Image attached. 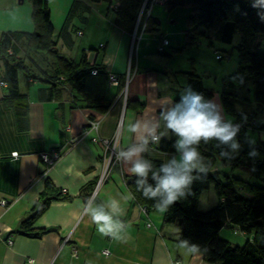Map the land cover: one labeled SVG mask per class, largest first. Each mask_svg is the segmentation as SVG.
<instances>
[{
  "label": "crops",
  "instance_id": "1",
  "mask_svg": "<svg viewBox=\"0 0 264 264\" xmlns=\"http://www.w3.org/2000/svg\"><path fill=\"white\" fill-rule=\"evenodd\" d=\"M75 1L81 4L66 24ZM47 3L58 52L74 60L85 53L88 65H101L103 72L83 76L79 89L70 82L53 87L20 72L17 98L8 97L6 87L0 84V201H8L5 206L0 204V264H173L174 260L210 264L199 252L185 254L177 247L180 227L176 223H163L162 214L154 208L143 211L134 199L124 205L125 214L120 217L130 225L127 243L102 237L90 217L82 216L86 194L88 199L96 191V203L100 204L130 192L125 180L132 177L129 165L113 158L108 163L109 151L102 140L118 138L116 151L137 143L138 135L126 130L127 123L158 120L159 102L165 98L175 102L185 88L170 80L167 71L179 70L156 58L146 31L130 34L116 26L105 2ZM31 14L29 0H0V36L4 32H32ZM76 17L78 26H74ZM23 44L19 41L17 56L24 58L33 74L44 77L43 70L49 68L44 63L41 68L34 66L25 57ZM108 73L117 80L109 83ZM126 78V82L121 81ZM40 89H44V98L39 96ZM212 92L205 100L219 105L224 120L230 121L219 90ZM92 119L98 121L96 130L89 129ZM160 125L158 131H166L163 121ZM163 138L168 139L169 132ZM72 139L78 141L70 146ZM158 145L150 144V150L143 154L163 162L178 156L176 151H161ZM51 149L59 150L60 156L44 172L39 153ZM206 165L209 168L210 163ZM47 178L69 197L52 200L34 226L55 230L37 238L13 233L38 200ZM104 249L108 255L102 253Z\"/></svg>",
  "mask_w": 264,
  "mask_h": 264
},
{
  "label": "trees",
  "instance_id": "2",
  "mask_svg": "<svg viewBox=\"0 0 264 264\" xmlns=\"http://www.w3.org/2000/svg\"><path fill=\"white\" fill-rule=\"evenodd\" d=\"M91 1L105 2L108 10L114 14L113 23L130 34L158 30V20L152 18L150 13L146 15L147 3L142 9L144 0ZM29 2L32 7L34 30L30 33L4 32L0 36V80L6 84L8 97L17 98L20 95V72L27 77L48 82L53 87L70 82L78 89L82 85L80 79L83 76L92 74V70H96L95 74L103 72L101 65H88L85 53L77 60L61 55L53 39L54 29L47 0ZM80 4L76 1L72 4L66 24ZM164 4L168 8L181 4L191 7L192 12L187 17L186 44L194 43L198 35H205L214 26L216 19L220 21L216 32L220 41L230 43L233 35L240 33V41L235 47L238 52L237 67L231 74L222 78L219 90L224 113L234 117L231 122L233 125H239L236 141L240 147L233 152L218 141H210L207 144L201 142L198 150L205 157L206 164H211L217 157L232 169L247 168L258 182L250 183L233 177L238 189L243 192L241 193L232 187L230 180L222 182L218 171L200 173V179L194 180L191 185L190 194L175 202L163 214V223H176L180 227L178 238L197 246L203 259L210 264H264V140L253 142L249 138L250 131H263L264 123L258 124L252 112L248 110L251 97L257 109L264 112V50L256 48L258 36L264 34V21L257 15L258 9L251 6V0H166ZM63 29L65 26L60 30L61 34ZM21 40L24 42L25 57L34 66L41 68L44 63V66L49 68L43 70L44 77L33 74L32 68L26 64L24 58L17 56V47ZM158 52L170 55L165 49ZM219 55L222 58V55ZM167 75L173 82H180L184 88L191 86L193 90L203 94L205 99L213 94L212 90L203 85L202 77L195 72L167 71ZM121 81L124 82L123 79ZM39 96L44 98V89L39 90ZM175 102H179V99H175ZM176 139L169 131V138L161 139L158 148L165 152H175ZM222 150L227 151L231 158L221 157ZM252 152H255V155H250ZM142 155L151 160L156 168L163 163L160 159ZM135 179L134 176L125 179L129 191L135 196L134 200L147 209L154 208L155 200H147L136 192ZM149 183L155 184L151 178ZM211 185L217 196V203L207 210H200L199 196ZM87 195L84 197L86 200ZM68 197L47 178L38 200L13 233L37 238L55 230L38 228L34 223L52 200ZM225 226L237 227L240 232L249 236L242 245L231 244L219 235V230Z\"/></svg>",
  "mask_w": 264,
  "mask_h": 264
},
{
  "label": "clouds",
  "instance_id": "3",
  "mask_svg": "<svg viewBox=\"0 0 264 264\" xmlns=\"http://www.w3.org/2000/svg\"><path fill=\"white\" fill-rule=\"evenodd\" d=\"M251 6L258 9L257 15L264 21V0H251ZM160 121L164 123V132L158 131ZM126 130L137 134L138 142L116 151L119 139L114 138L112 149L115 159L129 165L130 175L136 177V192L147 200H155L153 207L162 215L171 205L190 194L191 185L194 180L200 179V173L210 170L205 164V157L198 150L201 142L207 144L210 141H218L233 152L240 147L236 141L239 125L226 122L221 115L220 106L206 101L203 94L193 90L191 86L184 89L179 102H173L171 98L159 102L158 120L147 124L139 120L129 121ZM169 131L177 138L174 148L178 156L166 159L156 168L153 162L145 159L142 154L150 150V144H158ZM250 155H255V152ZM220 156L231 158L229 153L223 150ZM149 178L155 182L154 185L149 183ZM97 195L94 191L88 197L82 216L90 217L102 237L127 243L130 225L120 217L125 214L124 205L135 199V196L128 192L119 194L120 199L111 197L106 203L97 204ZM177 247L185 254L199 252L197 246L181 238H178Z\"/></svg>",
  "mask_w": 264,
  "mask_h": 264
},
{
  "label": "rangeland",
  "instance_id": "4",
  "mask_svg": "<svg viewBox=\"0 0 264 264\" xmlns=\"http://www.w3.org/2000/svg\"><path fill=\"white\" fill-rule=\"evenodd\" d=\"M189 5L181 4L167 7L165 4H155L150 10V16L158 20V30L146 32L151 37V45L156 58L163 60L167 66L173 70L195 72L200 75L203 82L210 90H220L222 78L231 74L238 64V52L236 45L240 41V33L233 35L230 43L222 42L216 37L219 19H216L214 26L205 35H198L194 43L186 44L185 32L188 30L187 17L191 14ZM113 12L109 11L108 16ZM107 16V15H106ZM74 26H78L79 19L73 18ZM144 27V24H143ZM161 37L168 39L165 50L170 55H163L157 51ZM158 41V43H157ZM256 48L264 50V34L258 36ZM149 44V45H150ZM136 45V44H135ZM136 51V50H135ZM222 55L221 59L215 54ZM127 78L124 82H126ZM248 110L252 112L258 124L264 123V112L257 109L255 102L249 97ZM228 120H233L231 114H226ZM249 138L254 142L258 139L264 140L263 131H250ZM209 171H218L222 182L231 181V185L236 190L238 185L233 177H237L250 183L258 181L251 175L250 171L244 167L230 168L223 164L219 158H215L209 165ZM213 186L209 190H204L200 196L198 208L207 210L217 203V196L213 192ZM243 193L241 190H239ZM219 235L227 239L231 244L242 245L249 235L240 232L237 227L225 226L219 230Z\"/></svg>",
  "mask_w": 264,
  "mask_h": 264
},
{
  "label": "built area",
  "instance_id": "5",
  "mask_svg": "<svg viewBox=\"0 0 264 264\" xmlns=\"http://www.w3.org/2000/svg\"><path fill=\"white\" fill-rule=\"evenodd\" d=\"M166 0H144V4L142 6V9L144 8L145 4L147 3L148 7L146 8V15H148L150 13V9L153 5L155 4H164ZM168 44V39L166 37H161V40L159 42V45L157 47V51H163L165 49V46ZM216 58L218 59H221V56L219 54L216 53L215 55ZM92 74H95L96 73V70H92L91 71ZM117 80V77L112 74V73H109L108 74V82L111 83V82H115ZM0 84L5 86V82L0 80ZM97 126H98V121L97 120H90L89 121V129H97ZM113 140H102L101 144L103 147H105V149H107L109 151V159H108V163L109 161H111V159L113 158L114 161H117L115 159V155H114V151L112 149V144H113ZM78 139H72V141L70 142V146H72L75 142H77ZM60 156V151L57 150V149H51L49 151H41L39 153V158L41 159V161L44 163V172L48 171L55 163V161L58 159V157ZM107 163L106 166H108L109 164ZM106 171V169H105ZM8 203V201H6L5 199H2L0 201V204L1 205H6ZM142 209L143 211H146L147 208L143 207L142 206ZM147 226H150V223L148 222L146 224ZM7 243L10 244L11 243V238H8L7 239ZM76 253V250L74 249L73 250V255H75ZM102 253L104 255H108L109 251L107 249H104L102 251ZM173 264H180V261L179 260H174L173 261Z\"/></svg>",
  "mask_w": 264,
  "mask_h": 264
}]
</instances>
